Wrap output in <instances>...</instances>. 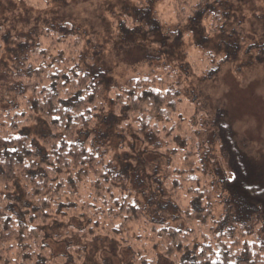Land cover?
Listing matches in <instances>:
<instances>
[{"label": "trees", "instance_id": "obj_1", "mask_svg": "<svg viewBox=\"0 0 264 264\" xmlns=\"http://www.w3.org/2000/svg\"><path fill=\"white\" fill-rule=\"evenodd\" d=\"M216 2L198 0L187 20ZM173 5L177 22L184 23L188 0ZM132 22L134 28L139 21ZM71 28L60 27L48 47L30 48L23 37L10 39L0 22V42L26 48L12 70L29 93L23 106L0 113V264H85L80 248L54 255L45 242L46 222L58 225L76 214L85 219L72 238L118 240L130 249V264H157L155 252L171 264H264V173L242 153L224 116L218 114L212 124L227 195L225 210L217 216L212 177L199 160L195 137L181 123L184 113L175 90L155 77L131 79L120 88L110 85L104 73L93 70L95 58L79 53V33L65 41ZM58 42L64 46L54 57ZM124 117L129 141L163 143L150 150L169 158L170 189L188 197L186 203L170 197L185 230L147 220L122 177L127 164L116 172L99 153L108 135L100 129H112ZM28 123L48 131L40 150L21 134ZM131 226H141L145 235L131 233Z\"/></svg>", "mask_w": 264, "mask_h": 264}, {"label": "rangeland", "instance_id": "obj_2", "mask_svg": "<svg viewBox=\"0 0 264 264\" xmlns=\"http://www.w3.org/2000/svg\"><path fill=\"white\" fill-rule=\"evenodd\" d=\"M174 1L0 0V22L10 39L23 37L30 48L48 47L57 40L58 29L69 24L72 28L65 33V41H73L72 36L79 33V53L95 58L93 70L104 73L110 85L120 88L141 77L163 78L171 85L169 89L177 93L184 113L181 123L195 137L199 160L212 177L219 216L225 210L227 195L220 184L225 164L212 127L218 114L230 125L242 153L264 173V0H217L205 14L187 20L198 1L188 0L184 14L181 12L185 19L182 24L176 20ZM134 19L139 22L132 28ZM194 20L200 23L195 30ZM12 43L0 42V113L23 106L29 96L25 83L13 79L12 70L18 53L26 48ZM60 43L54 47V57L63 49ZM119 120L112 129H100L108 135L101 141L99 153L110 160L112 169H119L116 172L121 173L127 164L122 177L147 220L185 230L177 202L170 197L176 195L183 203L188 197L170 189L166 172L169 158L150 150L163 143L151 138L146 144L129 141L132 133H125L129 129L125 128L126 119ZM24 133L40 150L48 131L42 124L28 123ZM72 216L58 225L46 222L43 228L45 242L54 255L80 248L85 264L131 263L130 249L118 240L101 237L82 243L72 238V232L82 229L85 219ZM141 226H131L130 232L145 235ZM154 256L157 264H171L156 252Z\"/></svg>", "mask_w": 264, "mask_h": 264}, {"label": "snow or ice", "instance_id": "obj_3", "mask_svg": "<svg viewBox=\"0 0 264 264\" xmlns=\"http://www.w3.org/2000/svg\"><path fill=\"white\" fill-rule=\"evenodd\" d=\"M193 30H195L196 28L200 27V23L198 20H194L193 24H192Z\"/></svg>", "mask_w": 264, "mask_h": 264}]
</instances>
